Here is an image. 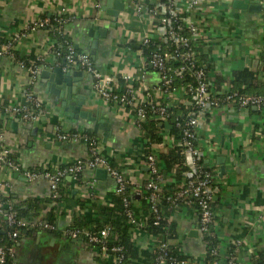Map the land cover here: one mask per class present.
Instances as JSON below:
<instances>
[{
	"label": "crops",
	"instance_id": "1",
	"mask_svg": "<svg viewBox=\"0 0 264 264\" xmlns=\"http://www.w3.org/2000/svg\"><path fill=\"white\" fill-rule=\"evenodd\" d=\"M121 1L124 9L117 16H110L101 9L96 10L93 0H0V46L17 37L14 57H0V108L1 105L21 104L26 91L44 104L38 122L20 120L14 128L12 122L16 117L0 113V118L4 119L0 128L1 143L17 157L22 168L61 166L87 158L89 151L85 142L59 140L54 133L57 127L61 131L82 129L93 133L101 154L123 173L133 190L139 191L146 184L150 177L145 165L147 143L135 125L133 109L100 98L92 88L91 76L86 73L82 80L74 83L76 92L84 96L81 109L89 111L97 122L106 123V129L102 130L107 133L106 140L103 141L102 133H94V121L65 116L61 100H52V95L46 92V79L40 75L43 67L62 64L63 58L55 54L57 38L48 27L36 25L32 28L34 21L65 14L68 21L62 30L75 46L88 53L92 40L89 29H105L92 59L95 68L103 75L113 76L116 88L120 89L124 85L123 76L139 77L145 59L141 51L129 44L139 42L144 35L151 36L154 30L153 20L145 10L136 12L127 0ZM139 1L145 8L152 0ZM233 1L206 0L189 14L198 29V58L206 69L209 89L214 95L220 96L233 88L237 73L251 76L242 85L246 93H262L264 13L261 1L242 0L245 3L257 1L261 7L258 12L238 8ZM17 57L31 63L34 59L41 62L32 84H28L29 74L18 64ZM159 82L158 73L148 65L144 79L133 81L137 100L156 102L162 99L169 106L175 101L182 102L184 96L180 89L170 94L159 93ZM162 134V142L149 147L157 159L173 146L167 128ZM195 144L214 176V221L209 235L217 241L213 248L218 249L219 261L223 264L229 256L236 264H253L257 251L264 250V107L221 103L196 128ZM158 165L162 171V193L177 190L181 181L177 183L176 175L163 169L159 159ZM95 176V170L85 167L78 180L67 179L74 197L67 204L68 213L58 219L57 232L38 228L23 231L16 242L19 264H105L108 261L95 245L86 243L82 237L72 238L63 233L72 215L79 212L76 199L86 203L88 208L84 214L93 219L97 215L96 208L109 205L116 195V184L111 175L103 180ZM0 179L8 183L2 194L9 196V202L26 211L27 215L37 213V218L42 219L50 206L51 190L47 180L29 181L21 172L6 167L0 168ZM91 180L93 187H86L85 182ZM139 198L137 194L132 204L137 218L142 219L145 213ZM167 222V241L186 256L187 264H206L208 244L205 235L198 230L196 208L180 202L172 208ZM131 233L138 251L134 263H142L145 253L153 249L155 237L143 229Z\"/></svg>",
	"mask_w": 264,
	"mask_h": 264
},
{
	"label": "built area",
	"instance_id": "2",
	"mask_svg": "<svg viewBox=\"0 0 264 264\" xmlns=\"http://www.w3.org/2000/svg\"><path fill=\"white\" fill-rule=\"evenodd\" d=\"M93 6L96 10H100V0H93ZM206 0H152L148 5L144 6L139 0H127L136 12L145 10L149 17L153 20V33L151 36L144 35L140 39V43L147 45L151 39H156L163 45L162 51H152L148 57H144V62L140 68L139 77L125 75L122 77L124 85L117 89L114 84V77L101 74L94 65L91 55L82 50L76 49L71 43L66 42L65 52L61 53L56 49L55 54L62 56L63 70H81L89 74L92 78V88L97 95L106 102H112L125 107H131L134 112L135 125L140 128L141 122L148 115L159 121H165L167 118V106L159 101H149L148 99L137 100L134 92V79L142 81L145 77V70L151 65L159 75V84L157 89L159 93L170 94L176 90L183 93V104L193 105L194 109L189 112L187 119L182 125V136L175 140L170 135L173 142L180 147V153L184 155V164L186 170L183 172V178L177 190L173 194L165 195L162 193L160 182L162 180V171L158 165V159L154 151L145 154V165L150 173L147 179L145 189L149 191L148 199L150 203L149 214L153 224L157 225L162 219L163 212L160 205L161 200L165 199L171 202L174 208L180 202L193 205L197 211L198 230L205 236L211 231L214 221V211L212 208L214 193V176L212 171L203 165L200 161L202 153L195 144L196 128L206 118L208 113L221 103H234L239 107L254 106L256 108L264 107L263 93H239L237 90L224 91L220 96L214 95L209 89V81L206 70L196 60V42L199 39L198 29L195 23L189 17L190 13L200 8ZM264 13V0H260ZM64 11V9H62ZM67 18L63 19V21ZM49 18H42L34 21L32 28L37 26L47 27ZM62 34L67 35L63 30ZM17 37L8 39L0 46V57L7 55L14 57V42ZM262 60L264 61V49L262 51ZM18 64L25 68L29 74V85L33 83L39 65L35 63L25 65L23 61L18 60ZM193 76V83L176 86L174 82L182 79L185 73ZM114 86V87H113ZM26 104H9L4 107L3 116H15L19 119L35 123L38 122L44 112L43 102L30 91L25 93ZM177 125L181 122L177 121ZM55 137L59 140H80L88 145L89 156L85 159H76L74 162L65 165L43 166L40 170H30L22 168L19 164L7 160L9 150L1 143L0 146V168L4 164L12 170L22 173L29 181L43 178L48 181L51 198L60 197V184L64 177L70 176L73 180H78L83 168L87 167L95 170L98 167L105 168L109 175L115 180V193L122 195V201L126 208V216L128 222L135 227L142 229L148 223L146 219H139L130 206V198L125 194L127 180L123 173L113 167L106 157H104L99 149L96 139L89 133L79 130L61 131L57 127ZM94 181L85 182L88 188L93 187ZM7 181L0 179V219L3 217L8 226L15 228L8 230L7 237L11 241L10 244L2 242L0 239V264H19L16 251L17 239L20 235L21 227L27 229H45L54 228L41 218L34 220L26 218H17L16 211L12 205L3 199L2 190L7 187ZM63 233L69 237H82L88 244L100 243L99 251L115 264H119L124 258L123 248L120 245L109 246L106 238L109 236V227H104L98 231L91 232L80 229H64ZM155 241V240H154ZM167 243L160 240L156 244L157 255L155 257L156 264H187L186 258L169 255L167 251ZM154 251V250H153ZM210 255L213 258L210 264H221L218 258V249H210ZM225 264H236L234 258L226 259Z\"/></svg>",
	"mask_w": 264,
	"mask_h": 264
},
{
	"label": "trees",
	"instance_id": "3",
	"mask_svg": "<svg viewBox=\"0 0 264 264\" xmlns=\"http://www.w3.org/2000/svg\"><path fill=\"white\" fill-rule=\"evenodd\" d=\"M50 19L48 28L51 29V33L57 38V46L56 49L60 50L62 54L65 52L66 42L71 43L76 49H79L77 46L73 44L70 37L62 34V26L63 24L68 21L63 19L66 18L65 14L61 15H53L48 17ZM130 47L133 49H137L141 51V53L148 57L152 51H162L163 45L160 41L156 39H151L150 42L147 45H143L140 42L136 43H130ZM62 57V56H61ZM196 60L199 62L198 58V51L196 49ZM18 58V57H17ZM19 60L23 61L24 64L29 66L31 64L30 61H27L26 59L18 58ZM33 63L40 65L41 62L38 59H34ZM199 64L205 69L203 63L201 61ZM206 70V69H205ZM247 77H251L248 73H237L235 78L236 85L231 88L232 90H237L239 93H246L245 88H243V84L247 82ZM193 76L188 72L185 73L184 77L182 79H177L174 84L176 86H181L188 83H193ZM263 93V92H262ZM161 104H164L167 106V118L165 121H159L155 118H153L151 115H148L147 118L141 122L140 125V132L142 134L143 139L146 140V146L147 150L146 153H148L153 145H159L162 140V130L164 128H167V131L170 135L173 136L175 140H178L182 136V125L187 119V115L190 111L194 109L193 105H185L183 102L175 101L170 106L167 105V101L160 100ZM4 109V105H1L0 113L2 114ZM3 118H0V128L3 127ZM177 121L181 122V125H177ZM92 132L89 133V135L93 136ZM1 146V143H0ZM150 147V148H149ZM158 159L161 163V165L164 166L163 169H166L167 171H171L176 175L177 183H180V181L183 178V172L186 170V166L184 164V155L180 153V147L176 144V142H173V146L168 149L167 152L161 153L158 156ZM7 160L15 162L19 164L17 157L13 153H9L7 155ZM201 163L207 167V165L204 163L203 158L200 159ZM4 167L7 169H10L7 164H4ZM30 170H40L42 167L37 168H29ZM162 169V170H163ZM211 169V168H209ZM70 182L67 181V177H64L61 184H60V197L57 198H49L48 202L50 203L49 209L47 212L43 215L42 219L45 221L52 223L54 225V228L50 231L57 232V221L59 218L65 216L68 212L67 210V204L70 199H73L74 197L71 196V188L69 186ZM176 190H171L166 193L163 192L165 195L173 194ZM125 194L129 196L130 198V206L133 208L132 201L136 199L137 194L140 196V202L143 205V210L145 213V216L147 215L148 223L143 227L142 229L147 233L155 237L154 241V247L151 249V251H147L145 261L142 263L137 264H156L155 257L157 255V249H155L156 244L160 240H164L167 243V251L169 255L178 256L180 258H186V256L179 253V250L176 246L170 245L167 241V236L169 233L168 229V222L167 218L172 210L171 202L166 201L165 199L161 200V207L163 216L159 224L155 225L153 224L150 214H149V199L148 194L149 191L145 189V185H142L140 187L139 191L133 190V185H127L125 189ZM3 199L10 203L13 207V209L16 211V217L17 218H26L34 220L38 217L37 213H32L27 215V212L18 208L11 202H9V196H3ZM76 202L78 204V214L72 215L71 222L68 225V229H80V230H86L95 232L98 231L104 227H109L110 233L109 236L106 238V242L109 246L113 245H120L123 248L122 253L124 254V258L119 264H135L134 260L138 259V251L134 244V238L132 237L131 232L139 231L140 229L135 227L133 224H130L128 222V217L126 216V208L124 206V203L122 201V195L116 194L112 197L111 203L109 205H99L97 209V215L93 219H88L86 217L85 209L88 208L86 203L82 200L76 199ZM213 203V202H212ZM31 205V204H30ZM35 207V206H33ZM84 210V211H83ZM134 210V209H133ZM135 213V212H134ZM136 215V213H135ZM142 219H146L145 217ZM15 228V226H8L6 223V220L2 217L0 219V239L2 242L6 244H10L11 241L7 237V231ZM20 229V235L23 234V231L27 228L21 227ZM19 235V236H20ZM208 244V257L206 259V264H210L212 261V257L210 255V249L213 248L217 241L213 235H206L205 236ZM16 245V243H15ZM96 247H100V243H94ZM154 250V251H153ZM233 253V251H231ZM230 258L229 256L227 259ZM105 264H115L112 262V260L108 259V261H105ZM225 264V263H223ZM253 264H264V250L257 251V255L253 258Z\"/></svg>",
	"mask_w": 264,
	"mask_h": 264
},
{
	"label": "water",
	"instance_id": "4",
	"mask_svg": "<svg viewBox=\"0 0 264 264\" xmlns=\"http://www.w3.org/2000/svg\"><path fill=\"white\" fill-rule=\"evenodd\" d=\"M101 10L105 11L107 15L110 16H117L120 11L124 9V2L121 0H100ZM234 6L238 8H248L254 12L260 11V5L258 2L252 3H245L242 0H234ZM105 29H97L94 30L93 28L89 29L88 35L92 38L90 43V55L92 58H95L97 54V46H98V39L100 36H104ZM63 62L62 64L54 67H43L40 70V75L44 79H46V83L48 87L46 88V92L52 95V100L54 102L60 101V106L63 108V112L65 116L72 117L74 120H78L79 118L88 119L94 121L93 124V131L94 133H102L103 141L106 140V132L103 133L102 130L106 129V123L101 121H96L95 117L91 116V113L85 109H81L82 105H84L85 101L82 99V96L78 94L76 85L74 84L77 81L82 80L87 74L81 70H63ZM21 104H26L24 98H22ZM21 119L18 117L12 122V127L17 126L18 122ZM36 128H34L35 130ZM57 144L59 145L60 142L58 141ZM221 171L224 170V166L220 167ZM95 177L99 180H103L107 175L108 172L105 168L98 167L95 169ZM67 179L70 180L71 177L67 176Z\"/></svg>",
	"mask_w": 264,
	"mask_h": 264
}]
</instances>
